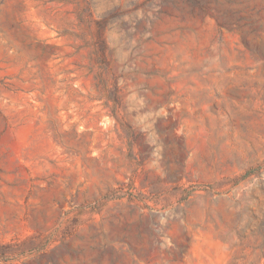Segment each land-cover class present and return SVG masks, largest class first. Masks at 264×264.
<instances>
[{"label": "rangeland", "instance_id": "1", "mask_svg": "<svg viewBox=\"0 0 264 264\" xmlns=\"http://www.w3.org/2000/svg\"><path fill=\"white\" fill-rule=\"evenodd\" d=\"M0 264H264V0H0Z\"/></svg>", "mask_w": 264, "mask_h": 264}]
</instances>
